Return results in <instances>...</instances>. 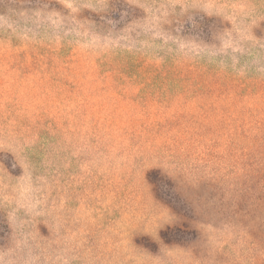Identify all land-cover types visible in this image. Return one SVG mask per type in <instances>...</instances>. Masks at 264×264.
<instances>
[{
    "label": "rangeland",
    "instance_id": "obj_1",
    "mask_svg": "<svg viewBox=\"0 0 264 264\" xmlns=\"http://www.w3.org/2000/svg\"><path fill=\"white\" fill-rule=\"evenodd\" d=\"M133 1L0 3V264H264V0ZM201 8L236 16L214 43Z\"/></svg>",
    "mask_w": 264,
    "mask_h": 264
},
{
    "label": "trees",
    "instance_id": "obj_2",
    "mask_svg": "<svg viewBox=\"0 0 264 264\" xmlns=\"http://www.w3.org/2000/svg\"><path fill=\"white\" fill-rule=\"evenodd\" d=\"M10 2H14L16 4L34 3L38 6L41 5V9L55 10L63 15H67V13H74V9L76 11L78 9H82V11L84 12L82 13V15L84 18L88 17L93 20L99 19L111 24L122 23L132 15L133 17H137L138 13H143L144 7V3L133 0H102L101 3H99V5L95 7V9L91 8V6L89 5L81 3L80 1H77L78 3L71 4L69 0H0V3L3 5ZM83 6L87 7L85 8ZM234 19H236V16L232 13L216 12L201 8L190 12V14L184 19H180L181 23L178 24V29H180L182 35L190 37L194 40L203 39L208 43H214L216 31L223 29L225 30L226 28H228L227 25L229 23L234 22ZM249 24V31L251 30L255 32L257 30H261L263 32L264 9L261 10L256 19L250 21ZM262 36H264V34ZM68 45L72 49L76 46V44L74 43H68ZM125 59L126 61L123 62V64L119 65L118 72L129 74L131 69L130 65H132L131 63H135L136 60L131 57H125ZM101 65L103 66V69H105V63L101 62ZM204 73L208 72L206 71ZM172 82V86H190L195 90L204 91L208 88H216L212 81L208 80V75H203L200 79L197 77H189L183 79L181 77L175 76ZM153 171L156 173V169H154Z\"/></svg>",
    "mask_w": 264,
    "mask_h": 264
}]
</instances>
